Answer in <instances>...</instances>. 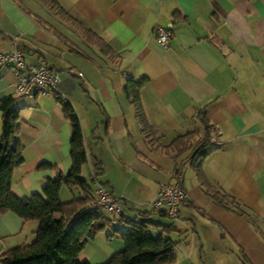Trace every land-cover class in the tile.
<instances>
[{
  "label": "crops",
  "instance_id": "0c3cea01",
  "mask_svg": "<svg viewBox=\"0 0 264 264\" xmlns=\"http://www.w3.org/2000/svg\"><path fill=\"white\" fill-rule=\"evenodd\" d=\"M55 1L78 27L38 0H0V51L11 50L14 40L27 63L45 61L64 96H19L14 71L0 68V98L12 95L19 108L23 161L13 171L12 194L40 192L47 179L67 173L75 132L87 155L81 175L89 180L95 174L94 191L101 183L117 198L115 219L151 210L158 185L171 180L184 155L151 147L140 130L123 86L128 78L146 76L139 99L157 143L162 147L188 131L199 132L195 116L204 108L219 148L204 160L202 172L257 220L252 224L210 201L190 163H183L186 201L177 216H150L175 228L174 264H211L230 255L264 264V0ZM156 26L171 32L165 48ZM83 28L101 41H88ZM63 102L72 106L75 123L65 117ZM42 162L54 167L40 169ZM37 227L36 220L0 213V257L30 243ZM110 230L88 241L79 260L100 264L120 250L123 243L117 235L108 237Z\"/></svg>",
  "mask_w": 264,
  "mask_h": 264
},
{
  "label": "trees",
  "instance_id": "16d2710c",
  "mask_svg": "<svg viewBox=\"0 0 264 264\" xmlns=\"http://www.w3.org/2000/svg\"><path fill=\"white\" fill-rule=\"evenodd\" d=\"M38 1L51 13L78 27V23L55 0ZM82 32L88 41H101L85 28ZM103 47V52H107V46L103 44ZM146 82V76L128 78L123 91L134 106L136 121L148 144L162 148L166 154L170 152L176 158L184 155L182 162L172 169V175L180 173L182 164L189 162L204 195L210 201L245 216L255 224L257 220L254 214L232 196L214 188L202 172L204 160L219 148V144L210 139V133L214 129L206 118L204 108L197 109L195 116L202 126L200 137L193 140L196 131H188L161 147L139 99V90ZM14 103L15 98L12 95L0 98V213L11 211L23 220H36L38 227L30 243L5 251L0 257V264H91L88 261H80L78 256L86 243L107 227L111 228L108 237L117 235L123 247L100 264H174L177 241H174L170 234L175 228L150 218L158 211L167 215L165 209L140 211L135 218L120 216L116 222L121 224V227L116 229L110 225V216L94 209L91 202L95 197V174L89 180L81 175V167L87 161V155L81 136L75 132L70 139L71 166L67 173H57L55 178L47 179L40 192L24 197L12 194V174L23 161L21 145L17 139L20 130L19 108ZM62 109L65 117L75 123L77 118L72 106L63 102ZM53 167L45 162L39 165L40 169ZM94 169L98 170L97 165ZM62 186L76 187L80 190V195L62 201L59 197Z\"/></svg>",
  "mask_w": 264,
  "mask_h": 264
},
{
  "label": "built area",
  "instance_id": "2783aa9c",
  "mask_svg": "<svg viewBox=\"0 0 264 264\" xmlns=\"http://www.w3.org/2000/svg\"><path fill=\"white\" fill-rule=\"evenodd\" d=\"M154 33L158 43L162 47L167 46L168 38L171 36L169 29L156 26ZM0 68H10L16 75L15 91L22 97H33L35 95L54 94L64 100V96L58 88L59 77L52 72L45 61L35 64L27 63L23 51L13 40L12 49L0 51ZM94 199L91 205L102 214L112 218V224L116 225L115 215L120 212L117 198L109 189L98 183L94 191ZM186 201V190L182 185L180 173L171 174L169 182H161L155 193L151 206L154 209L164 208L169 217H176L179 206Z\"/></svg>",
  "mask_w": 264,
  "mask_h": 264
},
{
  "label": "rangeland",
  "instance_id": "374dc122",
  "mask_svg": "<svg viewBox=\"0 0 264 264\" xmlns=\"http://www.w3.org/2000/svg\"><path fill=\"white\" fill-rule=\"evenodd\" d=\"M214 130L210 133V139L214 136ZM202 135V129L199 132H195V135L193 137V140H195V138L200 137ZM184 170H187V172H191L189 169V165L186 164V166H184ZM77 196V191L76 188L73 187L71 189H68L66 186H63L61 188V193H60V197L62 199V201H68L70 200L72 197ZM235 255H230L227 260L223 259L220 260L216 263H211V264H246L245 261L243 262L241 259L237 257H234ZM242 256V255H241ZM243 257V256H242Z\"/></svg>",
  "mask_w": 264,
  "mask_h": 264
}]
</instances>
